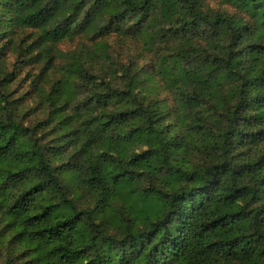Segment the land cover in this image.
Here are the masks:
<instances>
[{
    "label": "clouds",
    "instance_id": "clouds-1",
    "mask_svg": "<svg viewBox=\"0 0 264 264\" xmlns=\"http://www.w3.org/2000/svg\"><path fill=\"white\" fill-rule=\"evenodd\" d=\"M0 264H264V0H0Z\"/></svg>",
    "mask_w": 264,
    "mask_h": 264
},
{
    "label": "trees",
    "instance_id": "trees-1",
    "mask_svg": "<svg viewBox=\"0 0 264 264\" xmlns=\"http://www.w3.org/2000/svg\"><path fill=\"white\" fill-rule=\"evenodd\" d=\"M40 211L36 212L35 215L29 217V219H38L39 217H45V220L35 226L36 232H52L61 226H67L71 223V219H62L60 210L57 205L48 201H39ZM50 225V226H49ZM66 231L71 233L73 228H67Z\"/></svg>",
    "mask_w": 264,
    "mask_h": 264
}]
</instances>
